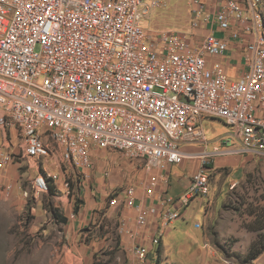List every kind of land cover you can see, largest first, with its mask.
Returning <instances> with one entry per match:
<instances>
[{
	"label": "built area",
	"instance_id": "obj_1",
	"mask_svg": "<svg viewBox=\"0 0 264 264\" xmlns=\"http://www.w3.org/2000/svg\"><path fill=\"white\" fill-rule=\"evenodd\" d=\"M166 1L0 0V169L52 159L65 176L76 171L86 180L95 152H118L142 165L137 186L153 203H136V185H127L114 188L108 207L135 208L138 232L155 219L152 245L209 194L206 160L227 154L202 151L200 169L178 197L159 191L167 167L195 156L182 144L207 142L204 118L232 128L240 146L228 153L264 155V0H190L188 34H148L144 19ZM212 26L243 44L236 77L207 62L225 54V39L212 31L195 38ZM41 165L35 195L47 194L57 178ZM119 233L134 236L124 219ZM131 254L127 264H158L142 241Z\"/></svg>",
	"mask_w": 264,
	"mask_h": 264
},
{
	"label": "rangeland",
	"instance_id": "obj_2",
	"mask_svg": "<svg viewBox=\"0 0 264 264\" xmlns=\"http://www.w3.org/2000/svg\"><path fill=\"white\" fill-rule=\"evenodd\" d=\"M205 1L212 4L211 0ZM190 12V0H167L149 12L143 21L144 29L151 35L165 30L188 34ZM201 128L207 142L199 145L205 146L207 152L214 148L227 152L206 160L210 190L204 233L209 244L228 263L264 264V252L253 261L243 258L257 236L246 229L253 220L249 211L264 206V155L228 153L240 144L232 137V128L221 119L206 117ZM92 159H97L100 166L94 165L86 180L76 171L65 176L52 159L42 161L38 168L14 160L0 169V264H127L125 253L117 249L120 211L109 215L106 200L114 188L120 190L138 183L144 171L140 163L115 151L95 152ZM42 163L47 173L57 178L50 182L47 194L35 195L32 182L43 172ZM105 171L110 172L108 178L103 176ZM96 172L100 173L98 179ZM98 202L104 208L101 211H106L104 217L93 214L92 205ZM76 208L79 211L75 214ZM202 213L197 211L196 217L188 219L181 216L173 226L174 233L165 240L164 258L169 264H193L180 251V244L186 239L185 232L202 231L197 228L202 225Z\"/></svg>",
	"mask_w": 264,
	"mask_h": 264
},
{
	"label": "crops",
	"instance_id": "obj_3",
	"mask_svg": "<svg viewBox=\"0 0 264 264\" xmlns=\"http://www.w3.org/2000/svg\"><path fill=\"white\" fill-rule=\"evenodd\" d=\"M213 4V0H211ZM210 4V3H209ZM211 4V5H212ZM214 32L215 35L218 37H221L226 40L227 42V49L224 52L222 56L219 57H213V58H207L208 64L212 63H220L223 65V67L226 70V73L230 77H236L240 73L243 67L242 62V49L243 44H241L238 40L233 38H227V34L225 32H222L217 27L212 26V28H207L206 30L199 29L195 31L194 35L195 38H202L205 34L208 32ZM182 149L185 152H191L195 156L186 158L183 160V162L179 165H173L167 167L166 170H164L161 174L162 176L167 177V186L165 187L164 184L161 185V188L159 189L160 192H162L163 188L166 191V193L171 197H178L189 185L190 180L195 173L200 169L201 164L203 163V159L200 155L202 151H206L205 146L199 145V143H183ZM215 149V148H214ZM213 151V150H212ZM211 151V152H212ZM94 155V154H93ZM92 155V156H93ZM96 161V162H95ZM93 161V167L94 165L100 166V162L95 159ZM103 162V161H102ZM77 173V172H76ZM107 176L109 177L110 172L107 171ZM99 172H96L95 177L98 179L97 176H99ZM144 177V176H143ZM141 177V178H143ZM173 180L176 181V186H173ZM129 185H136V203L140 205H150L153 203V199H146L144 198L143 190L137 186V183L135 184H129ZM79 186V193L81 192L80 184ZM170 191H173L171 194ZM158 192V194L160 193ZM156 194L157 196H159ZM207 197V196H206ZM206 197H198L197 199H194L191 204L183 211V218L188 219L191 215L192 217H196V212L203 210L202 213V225L199 226L198 224L197 228H202V231L199 233L198 231L196 233L194 232H188L185 236L186 239L184 242L180 244V251L182 253L187 254V260L190 261L193 264H231L228 263L225 259L222 258V256L219 254V251L215 249L211 244H209L208 237L204 233V220L208 216V212H205V208L207 206V198ZM107 208H108V214H112L114 209L108 207V201L106 200ZM92 209L95 210L94 216L99 218L100 215L106 216V211L104 210L103 206L98 202L92 205ZM89 210H87L88 212ZM87 212L85 213V217L87 218ZM137 211L135 208H123L120 210V219H124L126 226L129 230H131L134 234L133 238L130 237L129 234H123L119 237L118 240V250H121L125 253V258L127 260V263L132 259L131 254V247L134 243V241H142L143 244L148 248L150 251V257L157 259L158 264H169L166 258H164V253L167 249L165 240L169 236V238L174 233L173 226H176V224L180 220L173 221L169 226H167L163 234L160 238L159 245H152L151 238L152 236L157 235V229H158V223L154 219L152 223L148 226L147 229L144 231L138 232L135 227V217H136ZM95 219V218H94ZM79 224H81V220L79 221ZM79 226V225H78ZM73 229H75V225L73 224ZM158 248H160V254L158 257L154 256V252H157ZM160 257V258H159Z\"/></svg>",
	"mask_w": 264,
	"mask_h": 264
},
{
	"label": "trees",
	"instance_id": "obj_4",
	"mask_svg": "<svg viewBox=\"0 0 264 264\" xmlns=\"http://www.w3.org/2000/svg\"><path fill=\"white\" fill-rule=\"evenodd\" d=\"M78 211L76 208L74 213L76 214ZM249 213L252 214L253 220L246 225V229L250 232H255L257 236L250 243L248 251L243 258L246 261H253L264 252V206L257 208V211L251 210ZM157 253L158 255L160 254V248H158Z\"/></svg>",
	"mask_w": 264,
	"mask_h": 264
}]
</instances>
